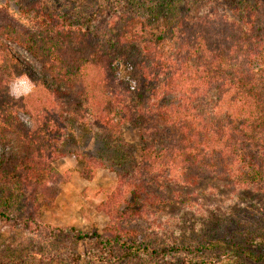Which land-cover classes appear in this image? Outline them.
<instances>
[{
	"label": "trees",
	"instance_id": "trees-1",
	"mask_svg": "<svg viewBox=\"0 0 264 264\" xmlns=\"http://www.w3.org/2000/svg\"><path fill=\"white\" fill-rule=\"evenodd\" d=\"M62 1L0 0V134L12 144L0 152V223L17 233L20 249L11 264L55 257L38 250L49 236L82 244L89 264L117 263L116 251L126 261L159 253L135 241L142 231L165 237L181 224L164 214L172 183L189 188L211 176L237 192L264 193V0H222L220 10L207 4L196 13L188 0H169L152 9L161 21L116 11L104 27L98 17L67 15ZM9 5L33 26L16 21ZM23 77L33 88L12 96L10 85ZM70 119L99 132L110 154L81 155V177L109 167L122 193L125 206L107 212L101 232L40 219L68 177L54 163L67 131L75 134ZM126 126L143 143L137 162ZM82 259L68 249L62 264Z\"/></svg>",
	"mask_w": 264,
	"mask_h": 264
},
{
	"label": "rangeland",
	"instance_id": "rangeland-1",
	"mask_svg": "<svg viewBox=\"0 0 264 264\" xmlns=\"http://www.w3.org/2000/svg\"><path fill=\"white\" fill-rule=\"evenodd\" d=\"M167 1L169 0H63L60 10L74 19L98 17V23L104 27L107 25L104 20L116 11L137 14L153 22L157 17L154 18L152 9ZM249 1L256 3L260 0ZM221 2L222 0L187 1L193 13L205 9L207 4L220 10ZM0 6H4V2H0ZM9 12L24 26H33L30 21L19 17L13 5H9ZM163 16L165 15L161 13L157 20ZM14 48L20 56L36 65L28 54ZM119 76L122 82L128 80L125 67H119ZM32 88L28 79L23 77L10 85V93L19 97ZM70 120L66 123L75 134L67 131L65 143L59 149V157L54 163L55 169L61 174H68V177L58 185V194L50 204L40 209V219L53 227H73L81 232L97 229L101 232L109 221L107 212L125 206L122 199H119L122 193H117L118 179L109 167L96 169L90 181L81 177L80 172L84 167L79 158L81 155L110 154L104 150L99 132H88L86 125ZM76 136H79L78 141ZM124 137L132 146L131 152L137 162L143 148L138 131L126 126ZM9 145H12L10 138L0 134V152ZM197 182L189 188H177L172 183L165 190L166 197H169L172 204L164 214L181 216L179 227L173 231L171 228L172 233L166 238L158 235L152 239L149 233L142 231L141 236L136 239L135 245L140 246V249L157 246L159 253L142 252L126 261L123 253L116 251V257L120 258L113 264H264V193L251 190L237 192L227 178L209 176ZM133 227L142 230L138 224L134 223ZM8 228L6 223H0V264H11L20 252L15 246L17 233ZM68 249L75 250L83 257L79 264H89L83 256L85 247L82 244L74 245L63 236L44 237L42 246L38 248L55 256L50 260H43L42 264H56L57 260L61 264L65 263ZM30 263L27 260L21 264Z\"/></svg>",
	"mask_w": 264,
	"mask_h": 264
}]
</instances>
